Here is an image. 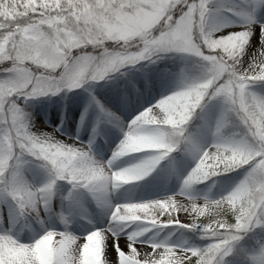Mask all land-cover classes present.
Returning a JSON list of instances; mask_svg holds the SVG:
<instances>
[{"label": "snow or ice", "instance_id": "snow-or-ice-1", "mask_svg": "<svg viewBox=\"0 0 264 264\" xmlns=\"http://www.w3.org/2000/svg\"><path fill=\"white\" fill-rule=\"evenodd\" d=\"M261 17L264 0H0V264H264ZM166 53L183 61L174 89L126 124L91 96L97 125L123 133L107 160L91 140L33 130L30 99ZM181 152L194 166L177 192L113 203L161 161L175 170ZM230 173L219 195L195 187ZM60 181L65 200L82 209L91 197L108 223L83 236L35 230Z\"/></svg>", "mask_w": 264, "mask_h": 264}, {"label": "rangeland", "instance_id": "rangeland-1", "mask_svg": "<svg viewBox=\"0 0 264 264\" xmlns=\"http://www.w3.org/2000/svg\"><path fill=\"white\" fill-rule=\"evenodd\" d=\"M264 19V17H261ZM254 39H256L254 37ZM183 66V61L178 55L171 53L162 54V58L152 63L147 61L140 62L134 66H124L115 73H110L105 79L98 82H89L80 88L67 90L64 89L56 94H49L32 98L27 103V110L32 117L33 130L41 132H52L53 129H59L65 138L79 136L80 140L87 143L92 141V149L98 159L107 160L116 145L122 138L123 133L116 123H110L108 119L103 118L97 125L98 112L96 106L91 103V96L95 95L101 102L111 100L114 107L121 106L118 109V116L123 123L130 121L138 112L142 111L151 103H155L162 95L167 94L174 89L177 82V73ZM131 90L127 101L118 102V89ZM121 96V95H119ZM129 103V104H127ZM113 105V104H112ZM85 119L81 122V114L85 113ZM113 113V111H112ZM73 118V120H72ZM73 121L67 126L68 121ZM75 119V120H74ZM75 121V122H74ZM198 119L194 123H198ZM93 127H96V133H93ZM94 136V139H93ZM177 165L173 170L167 160L161 161L160 165L149 174V176L138 182L125 184L120 189L111 194L113 203H120L126 200H148L170 195L178 191L182 178L194 166L191 156L186 153H174ZM129 158L126 157L117 162V166H124ZM36 183L43 182L46 176L43 172H37ZM237 179L236 173H230L226 176L213 177L210 180L196 185L198 192L211 190L214 195H219L227 189ZM215 181V184H213ZM70 185L60 181L57 185V195L52 203V212L41 213L43 223L33 221L32 227L37 231H43L45 228H55L64 230L67 227L76 235L83 236L94 228H103L108 222V215L98 218L95 209L105 211L97 206L91 198L89 210L85 213L87 217L71 218L66 216L67 224L61 222L58 213L62 210L67 211L68 206L75 202V198L65 200L68 195ZM83 206L87 205L83 202ZM97 207V208H96ZM80 212L82 210H78ZM20 227V225H17ZM28 233L24 228L22 235Z\"/></svg>", "mask_w": 264, "mask_h": 264}, {"label": "bare ground", "instance_id": "bare-ground-1", "mask_svg": "<svg viewBox=\"0 0 264 264\" xmlns=\"http://www.w3.org/2000/svg\"><path fill=\"white\" fill-rule=\"evenodd\" d=\"M131 90H126V89H124V88H122V89H118V93H116L115 95L116 96H118V102H120V103H124V102H126L127 100V98H128V93L130 92ZM119 95H121V96H119ZM104 105H105V107L110 111V112H112L113 111V113H115V114H117V112H118V109L119 108H122L121 106H117V109H116V107H114V103H113V101H109L108 102V100L107 101H103L102 102ZM113 104V105H112ZM127 104H129V103H127ZM96 111L98 112V109L96 108ZM72 120H73V118H72ZM75 120V119H74ZM120 121L122 122L123 120H121L120 119ZM73 121H71V119H70V121H68L67 122V126H69V125H71V123H72ZM75 122V121H74ZM97 157V156H96ZM98 158V157H97ZM87 198H89V197H86V198H81V200H82V203L84 202V203H86L85 201L87 200ZM87 204V203H86ZM74 205H76V206H74ZM84 205V204H83ZM89 207H91L90 206V204H88V206H86V207H84L83 206V208L81 209V208H79L78 207V205L77 204H73V205H70V206H68V209H67V211L65 212V214H66V216H68V217H73L74 216V214L76 215V213H78L77 212V210L79 209V210H82V212H80V216H82V217H87L88 216V214H86L85 212L87 211V210H89ZM84 208H85V211H84ZM97 208V207H96ZM96 211V212H95ZM88 212V211H87ZM94 212L95 213H97V217L98 218H103V217H105V215L107 216V213H106V211H102V213H101V211H98V209H95L94 210ZM108 223V222H107ZM123 242V241H122Z\"/></svg>", "mask_w": 264, "mask_h": 264}]
</instances>
